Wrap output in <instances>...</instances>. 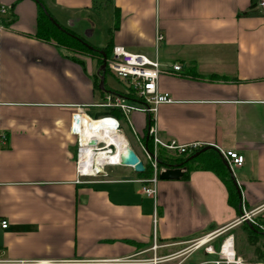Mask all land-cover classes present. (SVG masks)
Masks as SVG:
<instances>
[{
  "label": "crops",
  "instance_id": "obj_1",
  "mask_svg": "<svg viewBox=\"0 0 264 264\" xmlns=\"http://www.w3.org/2000/svg\"><path fill=\"white\" fill-rule=\"evenodd\" d=\"M41 1L56 23L84 40L81 31L96 27L105 10L110 24L98 49L111 40L162 66L180 64V75L164 73L157 82L172 101L154 114L130 115L140 154L122 135L143 164L141 146L151 124L164 140L237 152L244 162L231 169L241 210L260 207L257 217L264 219V0ZM0 3L6 8L0 16V133L6 135L0 220L8 223L0 227V260L98 264L132 257L152 259L146 264H214L222 239L232 235L237 256L264 264L253 262L240 223L226 227L242 212L239 203L229 204L225 185L211 171L158 179L155 197L142 193L141 178L125 166L121 173L119 166L107 170L114 176L98 182L76 183L72 117L79 109L100 111L92 107L103 96L94 84L102 74L99 58L36 38L34 0ZM220 228L210 242L214 252L189 248Z\"/></svg>",
  "mask_w": 264,
  "mask_h": 264
},
{
  "label": "built area",
  "instance_id": "obj_2",
  "mask_svg": "<svg viewBox=\"0 0 264 264\" xmlns=\"http://www.w3.org/2000/svg\"><path fill=\"white\" fill-rule=\"evenodd\" d=\"M5 10V6L0 3V16L5 13ZM162 38V34L157 33L156 42L159 43ZM105 64L108 71L115 78L122 82L125 89L122 92H104L101 100L93 104L92 107L97 110L116 109L120 112L121 118L118 119L115 116L93 117V115L86 113L82 109H79L73 113L71 132L76 139L75 166L77 176L76 183L78 184L94 183L100 181L98 177H104L108 175L106 170L108 167L123 166L121 161L127 154L126 151L124 155L119 156V158L117 156L116 159H114L113 157H115L118 153L116 146L113 143L107 142L103 139L99 140L93 136H83L80 120L82 118H86L89 122L107 120L110 123L108 132L122 135L121 119H124L128 126H130V115L133 112L154 114L159 104L172 101L171 97L167 93H161L158 91L157 82L159 76L164 73L180 75L182 71V67L178 63H173L169 66H162L157 58L150 59L144 54L127 51L124 47L118 45L113 46L111 55L105 59ZM128 95L136 97L139 101L131 100L127 97ZM148 138H150L152 142L151 151H149L144 145L141 147L144 155L147 158V162H149L152 167V176L148 179H140L137 181L141 183V191L143 194L149 197H155L158 174L165 169V167L158 165L159 152L164 150L172 155H184L192 153L206 145L200 142L180 144L175 139L164 140L158 135L156 126L154 124H151L148 127ZM91 140L95 141L94 145H89ZM5 141L6 135L0 133V146L3 145ZM219 152L227 161L230 168L240 167L244 162L243 156L235 151L221 150ZM100 153L105 154L104 157L106 159L103 161H97V156ZM259 211L260 207L249 211H246L244 208H242L241 216H239L233 223L226 227L247 221L250 224L258 227L260 230L264 231V222H260L256 219ZM7 225L8 223L6 220H0L1 228H6ZM221 232L222 228L211 231L206 235L193 240L190 243L189 248L199 249L203 247L206 253H212L215 250L210 245V242L219 237ZM155 247L156 246L154 245L153 248ZM217 255L218 258L216 261H214V264H252L236 255L232 235L225 236L222 239L217 251ZM28 263L32 262L0 260V264ZM146 263H152V259H135L132 257H125L98 261V264Z\"/></svg>",
  "mask_w": 264,
  "mask_h": 264
},
{
  "label": "trees",
  "instance_id": "obj_3",
  "mask_svg": "<svg viewBox=\"0 0 264 264\" xmlns=\"http://www.w3.org/2000/svg\"><path fill=\"white\" fill-rule=\"evenodd\" d=\"M38 7V14H37V29L35 33V37L50 43H54L58 46H63L72 52H79L85 53L88 55H96L98 56V65L102 63V55L99 53L98 50H102L105 53V57L108 58L111 55V51L113 48L112 41L109 40L105 47L98 49L92 46L90 43L86 42L82 37L78 36L76 33L67 29L58 23H53L50 18L52 15L48 12L45 8L44 4L41 0H34ZM95 0H93L94 4ZM245 15H254L255 12H245ZM53 18V17H52ZM118 22V14L117 10L115 11V27L117 26ZM91 47V48H90ZM105 77L106 73H109L107 67H105L104 72L100 71ZM95 86L97 89L98 87V80L95 81ZM100 90V89H99ZM108 91L106 88L105 83L103 82V89L100 90L101 94ZM131 100L139 101L136 97L127 96ZM93 117L99 116H115L118 119L121 118V114L116 109H105L100 110L94 114ZM150 124V119H149ZM146 148L151 151L152 142L151 139L148 138L146 142ZM203 149H197L196 151L184 154V155H160L161 152L158 154V165L162 167H173L179 166L181 167L184 172L181 179H187L189 174L195 170H204V171H211L214 173L221 182L225 185L227 192H228V202L231 206L237 207L238 203L240 202V196L238 194L236 186L233 184L230 172L228 167L224 163V158L221 153L216 148H209L204 151ZM198 152V154L188 159L191 155ZM115 167H109L108 170L113 169ZM121 166H119L118 171L119 173L122 172ZM144 171L142 173H137V176L141 179H148L152 176V167L149 162L144 163ZM242 212L241 208L239 209ZM256 219L260 222H264V219L260 217H256ZM249 226L245 221L240 223L241 229L244 231L246 235V240L249 245L252 247V252L255 255V263H264V231L260 230L255 225L250 224ZM249 261V260H248ZM252 262V261H251Z\"/></svg>",
  "mask_w": 264,
  "mask_h": 264
},
{
  "label": "rangeland",
  "instance_id": "obj_4",
  "mask_svg": "<svg viewBox=\"0 0 264 264\" xmlns=\"http://www.w3.org/2000/svg\"><path fill=\"white\" fill-rule=\"evenodd\" d=\"M98 15H97L98 17L96 16L99 19V22L97 23L98 25L96 27H93V29L91 31L89 30L87 33H86V29L81 31V33H80L83 36H87L86 37L87 40L86 39L85 40L94 47L97 46L100 42H102L103 38H105L106 28H109V24H110V23H108L110 21V19H109L105 10L100 12ZM104 83L106 85L107 90H109L111 92H122L125 89L122 82L120 80H118L117 78H115L110 72L105 74ZM120 121H121V132L124 134L129 145L137 152V154H140L139 148L136 144L135 136L132 133L131 129L129 128L128 124L125 122L124 119H121ZM74 150H76V147ZM160 152H161L160 155H166V156L172 155V154L167 153L164 150H161ZM108 169H109V167L106 170H108ZM107 176L110 177V176H114V175L109 174ZM107 176H105V177H107ZM98 178H100V177H98ZM188 246H189V244H186L184 249H186ZM242 246L243 247L246 246L245 242L242 244Z\"/></svg>",
  "mask_w": 264,
  "mask_h": 264
},
{
  "label": "water",
  "instance_id": "obj_5",
  "mask_svg": "<svg viewBox=\"0 0 264 264\" xmlns=\"http://www.w3.org/2000/svg\"><path fill=\"white\" fill-rule=\"evenodd\" d=\"M50 20L53 23H55V20L52 17L50 18ZM98 51L102 55V63L100 65V67H99V71L104 72L105 67H106V64H105V59H106L105 53L102 50H98ZM103 82H104V76H103V74H101L100 75V81H99V84H98V87H99L100 90L103 89ZM94 144H95L94 140H91L89 142V145H94ZM209 148H215V147L213 145H206V146L203 147V149L201 151H204V150L209 149ZM197 154H198V152L194 153L188 159H191V158L195 157ZM224 163L229 169L232 182L236 186L239 196H241L240 189H239V187H238V185H237V183H236V181L234 179V176H233V173H232V170H231L230 166L228 165L226 160H224ZM121 164L123 166H125V167H129V166L132 167V169H133V171L135 173H142L144 171V169H145L143 163L139 160V158L136 155V153L129 146H128L127 154L122 159ZM183 172H184L183 169L181 167H179V166H176V165L173 166V167H166L163 171H161L158 174V179H160V180L179 179V178L182 177ZM239 208H241V203H239ZM245 222L249 226H251L249 222H247V221H245Z\"/></svg>",
  "mask_w": 264,
  "mask_h": 264
},
{
  "label": "bare ground",
  "instance_id": "obj_6",
  "mask_svg": "<svg viewBox=\"0 0 264 264\" xmlns=\"http://www.w3.org/2000/svg\"><path fill=\"white\" fill-rule=\"evenodd\" d=\"M109 121H96V122H89L86 118L82 119V135L85 137L93 136L97 139H103L107 142L113 143L117 148V155L113 157L116 159L118 156H122L128 150V144L125 138L118 133L108 132L109 131ZM104 153H100L97 156V161H103L106 159L104 157Z\"/></svg>",
  "mask_w": 264,
  "mask_h": 264
}]
</instances>
